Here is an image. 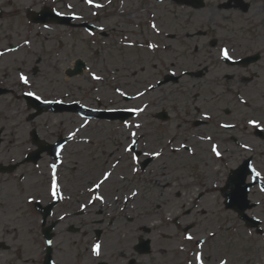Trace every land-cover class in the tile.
<instances>
[{"label":"rangeland","instance_id":"374dc122","mask_svg":"<svg viewBox=\"0 0 264 264\" xmlns=\"http://www.w3.org/2000/svg\"><path fill=\"white\" fill-rule=\"evenodd\" d=\"M3 1L6 4V10L13 12H7L4 15L6 18L0 22V48L8 43L21 42L20 40L24 37L22 33L26 34L27 30V26L23 24L25 14L21 7L29 2V0ZM37 1L39 2V0H34L30 3ZM64 1L57 0V5L63 7ZM73 1L74 11L80 13L81 0ZM135 2L139 3L134 4L137 13H139V8L155 6L159 14L156 26L161 31V35L156 39L159 41V46L163 44L162 42L170 44L169 49L164 50L160 47L156 51L142 46L145 37L151 39L154 37L144 21L134 23L135 27L126 25L127 28H131L128 31L132 34V39L139 42L141 47L120 44L118 37L121 35L115 33L120 32V26L125 28V23L122 25L121 22L125 21L128 13H121L114 17L115 23L111 21L110 17L105 20L106 14L114 9L116 4L102 2L97 23L104 27L106 34L103 36L97 32L100 39L95 43L86 39L84 31V34H80L82 33L81 29L67 27L63 28L61 33L60 28L54 27L45 32L43 36L35 35L31 48L22 46L19 52L9 54L11 55L10 59L4 61L3 58L0 61V81L2 80L4 84H11V90L16 91L15 88H20V92L31 90L47 98H61L69 95L67 100L80 98L92 105H95L92 100H95L97 96V99L102 101L101 105H105V107L101 106L103 108L127 106L142 109L136 118L129 121L130 129L116 125V123L95 120V122L90 121L83 130L78 131L74 126L78 127L80 122L78 123V120L68 116L70 112L57 114L62 115L59 118L54 117V113L43 112L30 119L31 110L25 105L24 100L4 97L5 100L0 103V129L4 139L0 146V162L3 164L17 163L26 155L27 149L35 148L30 137L32 128L36 130L42 140L48 142H53L58 136L67 134L71 139L63 147L59 161L52 160L49 155L43 153L36 164L25 162L10 173H0V264H39L42 260L43 252L39 249L41 240L36 225L38 214L36 209L33 210L30 201L31 198H41L43 201L49 202L50 198H53L49 191L53 177V164L56 165L55 176L57 184L60 186L61 203L56 207L51 219L57 220L58 216L63 218L58 220L55 230L57 235L54 239L56 244L54 258H56L57 264H77V262L92 264L91 254H94L92 239L94 228L98 227L97 221L94 222V220L99 215L107 217L115 212L113 209L103 208V205L99 206L101 214H97V216L96 206L92 207L89 212L85 210L86 215H78L77 210L80 202L85 203L88 197V193L81 197L82 191L95 182L103 170L110 169L113 165L112 162L118 161V158L119 164L117 163L116 170L121 171L120 168L127 170V178L122 180L121 177H116L115 172L110 179L100 184L102 185L101 193H105L112 202L114 201L112 196L116 192L128 193L132 188H138L140 192L136 200L132 201L135 210L131 212V216L141 218L142 221L140 223L132 222L131 228H126V232H123V227L126 226L125 222L119 224L113 230L120 236L115 240L116 243L107 242L110 234L105 236L102 240V257L109 253L114 255L115 260L119 258L116 254L123 252L125 258H138L132 246L136 243L137 237L142 235L151 239L153 251L144 259L149 258L155 264H185V258L189 259L188 255L184 256V260L177 261L171 255L172 253L177 256L181 255L176 250L178 243L183 242L181 233L171 223L166 224L164 218L170 215H175V218L181 217L185 208L192 204L194 193L197 190H210L209 184L214 177L212 178L213 175H211L212 179L210 177L207 179L205 173L210 171L209 173L214 174V170L219 167V162L209 153L208 144H201L194 135L210 132L213 136L215 134L216 138L220 136L217 138L220 139L218 144L221 149L227 150L224 161L218 169L221 170L218 175V178L222 176L220 180L226 174L228 165H233L240 159L241 150L232 141H229V137L227 138L226 135L230 132L210 131V128L213 129L211 125L191 128L183 125L182 115L179 116L180 120H175V108L187 112L184 118L197 116L196 108L198 107L204 112L215 107L217 109L215 111L219 113L218 117L225 121L239 122L246 116V118L259 117L264 124V101L260 98L264 93V83L261 79L257 80L253 87L247 88V91L260 101L262 107V109L252 110L238 105L235 93L228 92L231 88L235 89L238 86H234V79L223 78V71L226 68L220 64L198 66L189 55V52L204 55L205 50H209L206 47L201 50L194 48L204 46L205 40L209 37L207 31L210 30H206L209 22L206 21L211 13L210 7L213 5H206L205 8L195 11L189 20L186 15L193 11L188 7L175 5L172 0H164L161 3L156 0H135ZM15 8L17 11H14ZM251 14L253 15V12L246 15V24L235 17L234 19L229 18V23L224 21L226 29L223 31L214 30L212 36L219 37V35L225 34L231 37V41L228 40V45H233L238 38V33L252 23ZM146 16L147 13L141 11V20H144ZM219 19H222V16L218 17ZM15 20L22 26L18 22L15 23ZM186 30L195 32L199 39L196 42L191 41L188 45H178L175 41V33ZM165 32L173 33L174 38H167L164 36ZM198 32L200 35H197ZM14 36L15 39H13ZM209 51L212 56L214 51L211 49ZM77 58L86 64L87 70L80 76L67 77L65 69L71 67ZM205 67L208 73L204 77L198 78L197 75L203 73ZM170 69H175L176 73L185 71V69L195 73L194 76L183 77L176 86L168 83L150 91L147 89L149 84L152 85L162 79ZM230 69V73L227 74H237L239 71L234 67ZM21 73L27 78L29 77L28 84H24L21 80L20 83L17 82V75ZM92 73L100 76L101 79H93ZM225 87L227 95L216 99L211 98L210 93L217 94L218 90L224 91ZM138 93H142V95H138ZM9 94L10 92L6 95ZM123 95L132 96V99L125 100ZM226 105L230 112L227 115L222 113ZM9 108L14 110L10 111ZM162 109L169 113L171 120L169 124L159 127V124L161 125L163 122L156 120L154 115ZM132 133L141 136L139 145L144 150L147 149L150 152L163 147V153H165L164 156L154 161L153 165L145 172H138L134 175L130 172L133 170V164L129 155L124 153V145L129 140L128 135H132ZM247 133H249L248 130L241 132L240 135ZM84 136L89 137L90 143L81 141ZM174 137L177 138L173 139ZM180 141L187 142L192 150L194 149V157L185 152H175V154L170 151L169 153L168 148H165V145H177ZM251 143L255 148L264 152V142L253 137ZM204 162L207 164L204 165ZM200 163L204 165L202 169L199 166ZM124 174L120 173L119 175L123 176ZM162 174L164 175L162 176ZM58 175L59 178H57ZM201 184L206 187L200 186ZM210 192L205 199L200 200L202 202L195 211L196 213L194 212V216L190 215L185 218L183 215L181 217L182 222L191 219L199 221L194 228L196 236L207 234L209 230L219 229L220 234L215 236L204 249L210 262L213 263L226 256L229 264H264V249L261 247L259 238L250 240L249 234L241 229L236 218L230 212L219 211L222 201L220 194L216 190H210ZM119 196L121 197V195ZM117 203H120L118 199ZM116 208L119 206L116 205ZM255 213H262L261 215L264 216V205L255 209ZM77 221H79V225ZM70 224L79 226V231L63 233L61 229ZM220 224L230 228L226 234L223 233L224 230L221 229ZM138 225L149 228L148 232L140 230ZM167 228L170 230H165ZM156 229L165 230L172 236L158 237ZM82 234L85 236H81ZM1 242L9 245V248L7 250L1 248Z\"/></svg>","mask_w":264,"mask_h":264},{"label":"flooded vegetation","instance_id":"af4514ba","mask_svg":"<svg viewBox=\"0 0 264 264\" xmlns=\"http://www.w3.org/2000/svg\"><path fill=\"white\" fill-rule=\"evenodd\" d=\"M184 2H189L190 0H184ZM214 2V4H212ZM5 2L0 0V10L1 13H3V9L5 6ZM175 5L177 6H183L185 8H189L191 11L193 12H188L186 17H189V20L191 19V16L194 14L195 11H198L200 9H202L203 7L205 8L206 5H213L212 7H210V12L209 16H208V20L206 22H209V26L206 27V30H210L207 31L209 32V37L205 40V45L202 46L201 48L195 47L194 49L197 50H201L204 49L206 47V49H211V50H215L213 55L211 56V52L208 50H205V54L204 55H200L199 53H195L193 55L192 60L196 62V64L198 65H203V66H207V65H217V61H220L218 59L219 55H218V45L221 44L222 42L226 43L228 45V40L231 41V37L225 35V34H221L219 35V37L217 35L212 36L213 31H223L226 29L225 27V23H229V18L234 19L237 18L239 20H241L242 22H244L246 24L247 22V14L250 12H253V15L251 14L252 17V23L250 24V26H247L245 28V30H242L238 33V38L236 39V41L234 42L233 45H228L229 47V51L232 52H236L235 53V57L238 59H243V61L241 63L236 64L237 66L243 67V70H245L246 73L250 74V76H254L253 79H260L261 76L264 78V0H201V3H190V4H184V3H180L178 0H175ZM5 10V9H4ZM14 11H17V8H15ZM13 12V11H12ZM225 12H230L231 14H226ZM222 16V19L218 20V17ZM227 20H226V19ZM225 21V23H224ZM254 23V24H253ZM210 27V28H209ZM181 33V34H180ZM180 33H175L178 36L177 39V44H183V45H188V43H190L191 41H197L199 39V37H196L195 32H191V31H182ZM180 34V35H179ZM197 35H200V33L198 32ZM202 35V34H201ZM195 46V43H194ZM220 46V45H219ZM217 51V52H216ZM233 55V54H232ZM200 57H204L207 59H202L199 58ZM250 57H253V59H248ZM191 60V61H192ZM249 60V61H248ZM206 74V67L204 69L203 75L204 76ZM201 77V76H200ZM238 80L244 81L245 77H244V73L240 74L238 77ZM253 81V80H252ZM177 115V114H176ZM184 117H186L187 112H183ZM178 119L177 116H175V120ZM184 122L186 124H189V118H184ZM191 123L193 125H195L194 121H191ZM198 124H204V123H198ZM240 139H236L238 143H240L241 141H247L248 139V135L245 134H241L239 135ZM233 139V138H232ZM186 141V140H185ZM151 162V161H150ZM248 180H250V177H247ZM258 178H260L258 176ZM261 180L262 183H264V179H259V181ZM260 183L256 181H252L251 178V193L250 195H263L264 194L260 191ZM117 193V192H116ZM115 193V194H116ZM114 194V195H115ZM114 195L112 196V198L114 197ZM202 196V192L198 194L197 196V200ZM104 197L111 202L108 197L105 195L104 193ZM120 203H118L119 207L123 210V213L119 214V216L114 217L110 220L106 219V218H95L94 222H96V224L98 225V227L94 228V235H93V241L96 244L100 245L99 248V254L97 256L91 254V256L93 257V263L92 264H155L153 262L150 261V259H144L146 255L140 253L139 251H137L136 249V243L138 241L139 238L136 239V243H134L133 247V251L136 254V256L138 258H134V257H126L125 258V254L122 252L117 253L116 255L119 258H116L114 260V255H110L109 253L105 256L102 257V253H103V248H102V240L105 238V236H108L109 234V240H107V242H112V243H116L115 239L116 238H120L119 234H115V232L113 230H115V228H117V226H119V224H126V226L123 227V232H126V228H131V224L132 222L136 221L132 218H130L128 215H126L124 213L125 210V206L127 205V201H119ZM225 205V204H224ZM260 206V202L259 201H255V207ZM261 207V206H260ZM226 209H228L227 207H225ZM188 213H185L184 215H188L191 208H188ZM98 212H96V216H97ZM262 214V213H261ZM91 216V214H89ZM104 219V220H103ZM139 222V220H137ZM51 222H55L54 228L56 227V225L58 224V220L56 221H49V224ZM173 223L175 225L176 230H179L180 233L186 234V233H190L191 236H195L196 237V231H194V228L196 227V223L193 222L191 220L190 223H181L178 221L175 222V220H173ZM62 224V223H61ZM77 224L79 225V221H77ZM60 225V224H59ZM80 227L78 226V231H79ZM63 231V233L68 232V230H70V226L67 229V225L61 229ZM97 230H100V233L98 235V241L95 239V233ZM155 230V228H154ZM144 232V231H143ZM108 233V234H107ZM147 233V232H146ZM103 234V235H102ZM115 234V236H114ZM56 232H53V236L52 239H55L56 237ZM81 236H85V234H82ZM94 243V245H96ZM200 243H203L200 242ZM199 243V244H200ZM184 250H177V253L181 254V255H175L174 253H172L171 255L174 257V260H184V256L188 255L189 259L185 258V264H196L195 263V256L197 253H201L203 258H204V264H208V262L210 263V259L207 258L208 256L205 255L204 250L201 252H196L194 249H189L188 245H190V242H184ZM54 246H56V244L54 243ZM54 246L52 244L51 246V251H52V258L55 257L54 255ZM150 247H151V239H150ZM89 249H91V244L89 246ZM152 250V247H151ZM164 250V249H163ZM151 254V253H149ZM148 254V255H149ZM227 262V264H229L228 262V258L226 256H223ZM169 258H170V254H169ZM144 259V260H142ZM120 260V261H118ZM126 260V262H125ZM56 261V258H55ZM136 261V263H135ZM54 262V259H53ZM57 262V261H56ZM55 264V262H54ZM77 264H80V262H77ZM212 264V263H210Z\"/></svg>","mask_w":264,"mask_h":264},{"label":"snow or ice","instance_id":"6c2138e0","mask_svg":"<svg viewBox=\"0 0 264 264\" xmlns=\"http://www.w3.org/2000/svg\"><path fill=\"white\" fill-rule=\"evenodd\" d=\"M88 3L91 4V3H92V0H88ZM96 6H97V7H100V5H96ZM69 7H70V6H69ZM58 15H63V13H58ZM44 27L47 28L48 25H44ZM152 27H153L154 29L156 28L155 23L152 24ZM25 43L27 44V43H30V42H29L28 40H25ZM148 46H149L150 48H155V47H156V45H152V44H149ZM221 54H222L226 59H232V57L229 56V54H228V50H227L226 48H225V49H221ZM0 55H2V53H0ZM19 78H20V80H21L24 84H28V83H29L28 78H27L26 76H24L23 73L20 74V77H19ZM92 78L95 79V80H100V79H101V77H100V76H97L95 73H92ZM118 91H119V90H118ZM27 95H28V96H35L36 94H35L34 92H28ZM138 95H142V93H138ZM36 99H40V97L36 96ZM46 102H47V101H46ZM129 111H132V112H139V111H142V109H129ZM249 123H251V124H253V125L257 126V127L259 126L258 123H257L256 121H249ZM136 127H139V125H136ZM222 127L228 128V127H233V125H222ZM132 135L135 136V133H132ZM133 143H135V141H133ZM244 147H247V145H244ZM127 150H128V151H131V146H129V148H128ZM212 151H213V153H214L217 157L221 156V152L218 151V148H217L216 145H213V146H212ZM152 155H154V156H160L161 153H159V152H154V153H152ZM132 158H133V159H136V156L133 155ZM52 168H53V177H52V181H51V195H52L53 198H56V197L58 196V184H57V180H56V176H55V168H56V165L53 164V165H52ZM252 172L254 173V178H255V177H258V176L260 175V173H259V172H256V170H255L254 168L252 169ZM103 175H104V180H107L110 174L106 172V173H104ZM95 187H96V188H99V187H100V184H96ZM133 195H135V193H133ZM98 199H103V198H102V197H98ZM186 238L189 239V240H191V239H192V236H191V235H188ZM47 243H48V244H51L52 241L49 240V241H47ZM99 248H100V245H99V244H96V245L93 246V252H94L95 254H97V255L99 254ZM196 261H197V264H204V258H203V256H202L201 253H197V254H196ZM220 264H227V262L224 261V260H221V261H220Z\"/></svg>","mask_w":264,"mask_h":264},{"label":"bare ground","instance_id":"6f19581e","mask_svg":"<svg viewBox=\"0 0 264 264\" xmlns=\"http://www.w3.org/2000/svg\"><path fill=\"white\" fill-rule=\"evenodd\" d=\"M116 13H110V15H112L111 17L114 19V17H116V16H118V15H120L119 13L120 12H122V10H121V8H118L116 11H115ZM126 18H128V16H126ZM54 115V117H56V118H59L60 116H62V115H57V114H53ZM19 144H20V142H19ZM22 248V247H21Z\"/></svg>","mask_w":264,"mask_h":264},{"label":"water","instance_id":"95a60500","mask_svg":"<svg viewBox=\"0 0 264 264\" xmlns=\"http://www.w3.org/2000/svg\"><path fill=\"white\" fill-rule=\"evenodd\" d=\"M80 65H81V63L78 61V62H77V68H76L77 70L79 69V66H80ZM42 148H43V147H42ZM42 148L40 149V151L42 150ZM145 243L147 244V242H145Z\"/></svg>","mask_w":264,"mask_h":264}]
</instances>
